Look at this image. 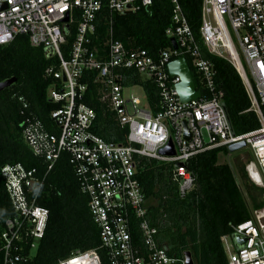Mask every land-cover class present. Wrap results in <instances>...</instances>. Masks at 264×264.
Instances as JSON below:
<instances>
[{
    "label": "built area",
    "instance_id": "obj_1",
    "mask_svg": "<svg viewBox=\"0 0 264 264\" xmlns=\"http://www.w3.org/2000/svg\"><path fill=\"white\" fill-rule=\"evenodd\" d=\"M168 1L171 26L165 35L174 39L176 48L169 45L153 57L145 49L114 40L111 30L113 15L148 11L153 0H0L4 5L0 9V47L25 36L31 47L51 48L50 57L58 60V66L49 68L47 74L59 82L58 89L47 92V99L57 105L50 111V124L45 126L34 118L20 125L21 140L44 164V173L18 163L0 168L15 213L1 226L3 264L25 261L13 253L24 246L30 258L43 237L48 211L36 203L47 173L62 153L73 169L80 194L87 198L99 249L108 264H185L183 254L181 258L169 256L158 241L157 228L150 222L149 202L135 177L136 160L146 157L172 164L178 193L184 196L194 185L186 168L192 157L209 150L224 152L241 141L251 156L244 171L252 184L262 189L263 206L250 210L246 221L230 225L220 243L227 264H264V0L200 2L202 44L208 54L234 68L258 121L256 130L241 135L231 129L222 93L214 90L211 65L202 58L180 3ZM101 19L109 27L97 48L92 39ZM185 56L198 87L208 98L201 97L192 74L199 99L182 103L176 96L174 86L179 78L170 77L166 65L179 58L188 65ZM91 73L96 96L116 123L127 129L125 145L109 144L91 131L95 114L82 103L87 89L82 79ZM128 74L155 86L154 109L143 90L142 99L132 93L124 95L134 87L121 84ZM169 142L173 155H160ZM233 235L245 240L242 248H237ZM56 264H100V259L97 250H91L76 252Z\"/></svg>",
    "mask_w": 264,
    "mask_h": 264
},
{
    "label": "trees",
    "instance_id": "obj_2",
    "mask_svg": "<svg viewBox=\"0 0 264 264\" xmlns=\"http://www.w3.org/2000/svg\"><path fill=\"white\" fill-rule=\"evenodd\" d=\"M178 2L202 58L211 65L214 90L222 93L233 133L241 135L256 130L258 121L249 109L250 103L240 77L226 60L208 54L199 37L201 0ZM170 26L169 1L153 0L148 11L113 15L112 38L126 47L145 49L156 57L159 51L170 45L165 35ZM108 27L104 19L97 22L93 46L99 47ZM185 57L201 97L208 98V93L198 87L189 58ZM57 66L55 57L47 58L41 47H31L25 36H17L7 46L0 47V82L15 79L12 85L0 91V168L5 164L18 163L26 169L36 168L40 174L44 173V164L22 142L20 125L34 118L45 126L50 124V111L57 105L47 99V92L58 89L59 82L47 74V70H56ZM93 75L91 73L82 79L87 84L82 103L95 114L91 131L109 144L125 145L127 129L116 123L112 113L96 96ZM121 84L124 87H141L148 104L154 109L157 97L151 82L128 74ZM219 152L205 151L188 161L186 168L194 177V185L184 196L178 193L172 164L146 157L136 160L135 177L149 202L150 222L157 228L158 241L169 256L181 258L184 252H189L193 264H227L220 238L230 232V225L246 221L250 210H259L263 206L262 189L249 182L244 165H240L238 172L249 209L231 169L226 164L217 163ZM36 204L48 211L43 237L30 258L26 257L27 246L13 250L14 254L26 258L17 264H56L76 252L91 250H97L100 264H108L103 250L99 249L98 231L90 218L87 198L79 192L66 154L62 153L47 173ZM14 215L0 177V231L3 222ZM0 264H3L1 241Z\"/></svg>",
    "mask_w": 264,
    "mask_h": 264
},
{
    "label": "water",
    "instance_id": "obj_3",
    "mask_svg": "<svg viewBox=\"0 0 264 264\" xmlns=\"http://www.w3.org/2000/svg\"><path fill=\"white\" fill-rule=\"evenodd\" d=\"M4 5H0V9H2ZM129 14V12L124 13ZM64 33L67 34V28H64ZM169 43L172 46L173 49L176 48V44L173 38L169 39ZM45 53V56L49 58L53 51L51 48H45L43 49ZM167 73L170 77H178L179 82L174 86V90L176 93V96L178 97L179 101L182 103L189 102V101H194L196 99H199L200 94L199 92L196 91L195 85L193 83L192 77H191V72L189 70V67L187 65V62L184 58H179L176 60H172L167 63L166 65ZM64 80V78H63ZM15 82L14 78L7 79L3 82H0V91L9 87ZM185 138H187V133H185ZM245 147V143L243 141L238 142L236 144L230 145L227 148V151L229 153L238 151L240 149H243ZM160 155L163 156H172L173 151L171 147V143H168V146H166L164 149H162L159 152ZM176 166H179L178 164ZM234 243L236 244L237 248L240 249L243 247L245 240L243 238H240L236 235L232 236ZM184 261L185 264H193L190 253L189 252H184L183 253Z\"/></svg>",
    "mask_w": 264,
    "mask_h": 264
},
{
    "label": "rangeland",
    "instance_id": "obj_4",
    "mask_svg": "<svg viewBox=\"0 0 264 264\" xmlns=\"http://www.w3.org/2000/svg\"><path fill=\"white\" fill-rule=\"evenodd\" d=\"M231 34H232V32H231ZM240 58L242 60V57H240ZM243 64H244V62H243ZM130 93H132L134 96H136L139 99L143 98L142 89H140L138 86H134L132 88V90H129V89L126 90L124 92V95L128 96ZM250 160H251L250 151L248 148H245V147L243 149H240V150L232 152V153L227 152V154H225L224 152H220L217 155V163L226 164L231 169L233 177H234L235 182H236V185L242 191L243 197H244L245 202H246L247 206L249 207V209H250V204H249V202L245 196V192H244L243 187H242V180H241L240 174L238 172V166L246 165L247 162H249ZM247 179H248V177H247ZM249 182H251V181L249 180ZM33 253L34 252H32L31 255H33Z\"/></svg>",
    "mask_w": 264,
    "mask_h": 264
},
{
    "label": "bare ground",
    "instance_id": "obj_5",
    "mask_svg": "<svg viewBox=\"0 0 264 264\" xmlns=\"http://www.w3.org/2000/svg\"><path fill=\"white\" fill-rule=\"evenodd\" d=\"M74 263V262H73Z\"/></svg>",
    "mask_w": 264,
    "mask_h": 264
}]
</instances>
